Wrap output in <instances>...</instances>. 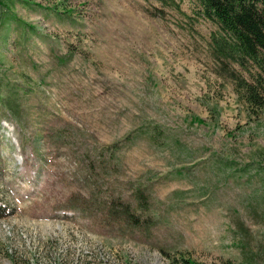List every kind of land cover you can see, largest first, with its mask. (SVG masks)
Returning <instances> with one entry per match:
<instances>
[{
  "label": "rangeland",
  "instance_id": "rangeland-1",
  "mask_svg": "<svg viewBox=\"0 0 264 264\" xmlns=\"http://www.w3.org/2000/svg\"><path fill=\"white\" fill-rule=\"evenodd\" d=\"M148 8L0 0V264H264V106L223 72L194 0ZM113 142L90 171L85 152ZM139 183L147 232L90 197Z\"/></svg>",
  "mask_w": 264,
  "mask_h": 264
},
{
  "label": "trees",
  "instance_id": "trees-1",
  "mask_svg": "<svg viewBox=\"0 0 264 264\" xmlns=\"http://www.w3.org/2000/svg\"><path fill=\"white\" fill-rule=\"evenodd\" d=\"M151 2L148 12L152 15H163L164 7H172L180 10L182 0H147ZM199 9L198 13L216 24L220 31L214 33V53L222 61V70L227 76L232 77L243 87L246 97L260 107L264 106V0H194ZM233 60L244 66L253 63L257 70L252 74L250 81L237 74L224 60ZM150 136L157 138L160 130L155 126L149 131ZM130 134L127 135L129 137ZM117 142L99 148L94 154L85 152L83 162L90 171L95 165L106 170V164L112 161L113 151ZM99 163V164H97ZM99 172L97 171L96 174ZM88 176L84 172L83 178ZM97 182V181H95ZM99 190L91 192L95 204L107 206L106 221L130 226L134 230L147 232L150 225L156 220L152 212V196L145 184H137L128 193V197L122 193H110L108 196L98 198ZM84 198L82 205L89 202ZM162 251H165L163 248ZM181 264H203L189 256H179ZM176 260H178L176 258Z\"/></svg>",
  "mask_w": 264,
  "mask_h": 264
}]
</instances>
